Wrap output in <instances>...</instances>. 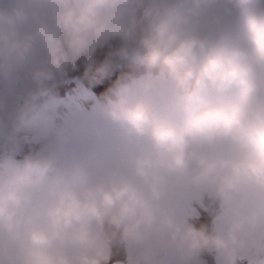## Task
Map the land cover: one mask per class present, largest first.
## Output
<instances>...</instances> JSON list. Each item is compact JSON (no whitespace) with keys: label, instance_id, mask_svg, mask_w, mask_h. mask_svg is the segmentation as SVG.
Masks as SVG:
<instances>
[{"label":"clouds","instance_id":"1","mask_svg":"<svg viewBox=\"0 0 264 264\" xmlns=\"http://www.w3.org/2000/svg\"><path fill=\"white\" fill-rule=\"evenodd\" d=\"M117 60L147 70L101 108L123 158L46 145L0 173V264H264V0H0V83L25 82L0 121Z\"/></svg>","mask_w":264,"mask_h":264},{"label":"rangeland","instance_id":"2","mask_svg":"<svg viewBox=\"0 0 264 264\" xmlns=\"http://www.w3.org/2000/svg\"><path fill=\"white\" fill-rule=\"evenodd\" d=\"M105 50L98 54L99 59H103ZM79 74H85L82 62L76 70H69L66 76L55 81L50 93L36 102L25 123L17 125L14 121H0V173L21 166L37 146H51L67 163L82 160L92 165L108 157L123 158L115 129L101 116L104 104H83V101H91L94 93L82 83ZM63 78H66L65 84H57ZM24 87L22 78L12 86L0 83V91L17 102L22 101ZM5 136L15 140H5ZM64 137L68 140L61 148ZM189 211L196 212L194 207ZM107 264H132V257L128 254L125 261L108 259ZM167 264L175 262L170 259ZM202 264L207 263L203 260Z\"/></svg>","mask_w":264,"mask_h":264},{"label":"trees","instance_id":"3","mask_svg":"<svg viewBox=\"0 0 264 264\" xmlns=\"http://www.w3.org/2000/svg\"><path fill=\"white\" fill-rule=\"evenodd\" d=\"M114 64L115 65L110 68L109 72L104 77L94 79L93 77H89V75H85V78L94 83L96 88L108 91L109 88L116 84L120 77L127 75L128 71L131 69V66H129L128 62L125 60L116 61ZM134 68H137V66H134Z\"/></svg>","mask_w":264,"mask_h":264}]
</instances>
